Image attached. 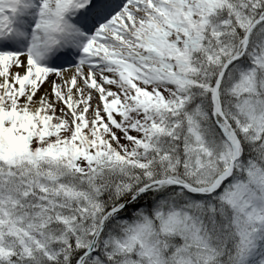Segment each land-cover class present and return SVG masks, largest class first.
<instances>
[{
  "label": "snow or ice",
  "instance_id": "6c2138e0",
  "mask_svg": "<svg viewBox=\"0 0 264 264\" xmlns=\"http://www.w3.org/2000/svg\"><path fill=\"white\" fill-rule=\"evenodd\" d=\"M0 264H264V0H0Z\"/></svg>",
  "mask_w": 264,
  "mask_h": 264
}]
</instances>
